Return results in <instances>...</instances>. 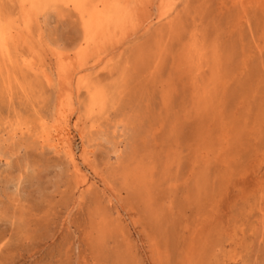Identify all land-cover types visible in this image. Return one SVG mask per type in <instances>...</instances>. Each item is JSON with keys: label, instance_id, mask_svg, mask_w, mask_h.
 <instances>
[{"label": "rangeland", "instance_id": "rangeland-1", "mask_svg": "<svg viewBox=\"0 0 264 264\" xmlns=\"http://www.w3.org/2000/svg\"><path fill=\"white\" fill-rule=\"evenodd\" d=\"M25 1L0 0V264H264V0Z\"/></svg>", "mask_w": 264, "mask_h": 264}, {"label": "bare ground", "instance_id": "bare-ground-1", "mask_svg": "<svg viewBox=\"0 0 264 264\" xmlns=\"http://www.w3.org/2000/svg\"><path fill=\"white\" fill-rule=\"evenodd\" d=\"M18 1H19V0H18ZM22 1H24V3L27 2V1H25V0H22ZM29 1H30V0H29ZM72 1H73V3L76 2V6H77V8L80 9L81 12H82V10H83V4H82V2L80 3L81 0H79V1H78V0H72ZM116 1H118V0H116ZM120 1H121V0H120ZM165 1H166V0H165ZM41 2L44 4L46 1L44 2V0H43V1H41ZM48 2H49V1H48ZM89 2H91V0H89ZM97 2H98V0H97ZM101 2H103V1H101ZM104 2H105V1H104ZM107 2H108V1H107ZM112 2H113V1H112ZM122 2H123V0H122ZM19 3H20V2H19ZM37 3H39V2H37ZM92 3H93V2H92ZM117 3H118V2H117ZM25 4H26V3H25ZM71 4H72V3H71ZM103 4H104V3H102L101 5H103ZM107 4H108V3H107ZM19 5H20V4H19ZM29 5H30V4H29ZM72 5H75V4H72ZM96 5H99V4H96ZM119 5H120V3H119ZM23 6H25V5H23ZM65 6H66V5H65ZM91 6H92V4L90 3V7H91ZM93 6H94V5H93ZM107 6H108V5H107ZM109 6H110V5H109ZM115 6H116V5H115ZM115 6H114V8H115V10H116L117 8H116ZM120 6H121V5H120ZM120 6H119V8H120ZM123 6H124V5H123ZM26 7H27V6H26ZM29 7H30V6H29ZM67 7H69V6H67ZM85 7H86V5H85ZM90 7H89V8H90ZM23 8H24V7H23ZM74 8L77 9L76 7H74ZM92 8H93V7H92ZM94 8H95V7H94ZM94 8H93V9H94ZM114 8H113V9H114ZM121 8H122V7H121ZM124 8H125V7H124ZM125 9H126V8H125ZM95 10H96V9H95ZM121 10H122V9H121ZM126 10H127V9H126ZM86 11H87V10H86ZM86 11H85V12H86ZM96 11H97V10H96ZM127 11L130 12V10H127ZM127 11H125V12H126V13H125L126 16L129 15V13H128ZM90 12L92 13V11H90ZM101 12H102V11H101ZM118 12H119V9H118ZM120 12H121V11H120ZM122 12H123L122 14H124V11H123V10H122ZM76 13H77V11H76ZM87 13H88V12H87ZM87 13H86V14H87ZM91 13H90V15H91ZM94 13H95V11L93 12V14H94ZM96 13H97V12H96ZM105 13H106V11H105ZM109 13H110V12H109ZM127 13H128V15H127ZM82 14H84V13L82 12ZM86 14H85V15H86ZM106 14H107V13H106ZM111 14H112V13H111ZM119 14H120V13H119ZM119 14H117V15H119ZM76 15H77V14H76ZM96 16H97V15H96ZM103 16H104V15H102V17H103ZM106 16H107V15H106ZM120 16H123V15H120ZM120 16H118V19H117V20H116L117 17H115V20H116L117 22H118V20L121 18ZM77 17H78V16H77ZM81 17H82V16H81ZM88 17H89V16H88ZM90 17H91V16H90ZM92 17H93V15H92ZM107 17H111V15H110V16L108 15ZM95 18H96V17H94V19H95ZM112 18H113V16H112ZM122 18L124 19L125 16L122 17ZM84 19H86V20H85V21H86L85 23H87V21H88V19H87V15H86V17H85ZM98 19H99V18H98ZM104 19H105V18H104ZM104 19L102 18V19H100V21H101V20H104ZM106 19H109V18H106ZM123 19H121L122 21L120 20L121 23L124 22V21L127 22V21H126V18H125V20H123ZM127 19H128V17H127ZM89 21L92 22V20H89ZM111 21H112V20H111ZM91 22H90V23H91ZM93 22H94V21H93ZM93 22H92V24H93ZM97 22H98V20H97ZM117 22H115V25L117 24ZM94 23H95V22H94ZM106 23H107V22H106ZM121 23H118V24L120 25ZM87 24H89V23H87ZM92 24H91V25H92ZM97 24H98V23H97ZM97 24H96V25H97ZM101 24H102V26H104L105 23L103 24V21H102ZM83 25H84V23H83ZM98 25H100V24H98ZM108 25H110V24H107V26H108ZM112 25H113V24H112ZM112 25H111V26H112ZM122 25H124V24L122 23ZM84 26H86V24H85ZM89 26H90V25H89ZM89 26H87V28H88ZM93 26H94V24H93ZM102 26H101V27H102ZM113 26H114V25H113ZM113 26H112V27H113ZM98 27H99V26H98ZM101 27H100V28H101ZM114 27L116 28V26H114ZM119 27H120V26H119ZM123 27H124V26H123ZM84 28H85V29H83V30L85 31V30H86V27H84ZM96 28H97V27H96ZM96 28H94V29H96ZM103 28H104V27H103ZM115 28H114V30H115ZM117 28H118V26H117ZM124 28H125V27H124ZM91 29H92V30H91ZM91 29H90V30L93 31V32H92L93 34H94V31L97 32V31H96L97 29H96V30H94L93 28H91ZM98 30H99V28H98ZM104 30H105V29H104ZM117 30H118V29H117ZM10 31H11V30H10ZM10 31H9V32H10ZM99 32H100V31H99ZM102 32H104V31H102ZM121 32H122V31H121ZM97 33H98V32H97ZM91 35H92V34H91ZM99 35H100V33H99ZM83 36H84V35H83ZM93 36H95V35H93ZM7 38H8V37H7L6 33L3 32V30H2L1 27H0V47H1V49L6 48V47H4V45H5V42L7 41ZM83 38H84V37H83ZM131 38H132V37H131ZM10 40H11V39H10ZM85 40H86V39H84V41H85ZM88 40H89V39H88ZM91 41H93V40L91 39ZM91 41H90V42H91ZM7 42H8V41H7ZM88 43H89V42H88ZM86 46H87V45H86ZM121 47H122V46H121ZM9 48H10V47H9ZM118 48H120V46H119ZM10 49H12V48H10ZM10 49H9V50H10ZM13 49H14V48H13ZM16 50H17V49H16ZM16 50H15V51H16ZM4 51H5V50H4ZM116 51H117V50H116ZM9 52H10V51H9ZM11 52H12V51H11ZM11 52H10V54H11ZM5 53H6V51H5ZM16 54H17V53L15 52V55H16ZM81 54H82V53H80V55H81ZM85 54H86V53H85ZM0 55L2 56L1 51H0ZM14 57H15V56H13V58H14ZM20 57H21V55H19V59H20ZM57 57H60V56L57 55ZM81 57H82V56H81ZM83 57H84V56H83ZM96 57H97V56H96ZM5 58H6V57H5ZM23 58H24V57H23ZM101 58H102V57H101ZM24 59H25V58H24ZM80 59H81V58H80ZM86 59H87V58H86ZM59 60H60V59H59ZM19 61H20V60H19ZM23 61H24V60H23ZM25 61H27V60H25ZM61 61H62V60H61ZM11 62H12V61H11ZM14 62H16V61L14 60ZM62 62H64V61H62ZM62 62L59 61V64L62 63ZM96 62H97V61H96ZM98 62H100V61H98ZM18 63H19V62H18ZM65 63H66V60H65ZM67 63H68V62H67ZM18 65H19V64H18ZM22 65H25V66L27 67V69L29 68V67H28V66H29V63L27 64V63L23 62ZM22 65H21V61H20V66H22ZM31 65H32V64H31ZM60 65H61V64H60ZM60 65H59V66H60ZM63 65H65V64L63 63ZM69 65H70V64H69ZM69 65H67V69H68V70H69V68H68ZM96 65H97V64H96ZM25 66H24V67H25ZM59 66H58V67H59ZM63 67H64V68H61V67L59 68V70H60L61 72H62L61 69H63V71H64L66 65L63 66ZM93 67H94V66H93ZM99 67H100V64H99ZM73 68H74V66H72V64H71L70 69H73ZM91 68H92V67H91ZM91 68H89V69H91ZM97 68H98V67H97ZM32 69H33V68H32ZM83 69H84V68H83ZM87 69H88V68H87ZM84 70H85V69H84ZM30 71H31V70H30ZM30 71H29V72H30ZM33 71H34V70H33ZM71 71H72V70H70V73H71ZM73 71H74V70H73ZM76 71H77V69L75 70V72H76ZM80 71H81V70H80ZM86 71H87V72H90V70H89V71L86 70ZM64 72H66V71H64ZM77 72H78V71H77ZM66 73H67V72H66ZM83 73H84V71H83ZM85 73H86V72H85ZM91 73H92V72H91ZM81 74H82V73H81ZM81 74H80V75H81ZM78 75H79V72H78ZM72 76H73V77H76V76H74V75H72ZM65 77H66V76H65ZM84 78H85V77H84ZM45 79H46V78H45ZM73 79L76 80V78H73ZM65 80L67 81V79H65ZM84 80H85V79H84ZM49 81H50V80H49ZM66 81H65V82H66ZM68 81H69V80H68ZM68 81H67V82H68ZM70 81H71V80H70ZM70 81H69V82H70ZM82 81H83V80H81V82H82ZM90 81H91V80H90ZM46 82H47V81H46ZM72 82H73V81H72ZM72 82H70V83H68V84L71 85ZM79 82H80V81H79ZM83 82H84V81H83ZM50 83H51V82H50ZM86 84H88V83H86ZM86 84H85V86H86ZM89 84H90V82H89ZM66 85H67V84H66ZM80 85H81V84H80ZM67 86H68V85H67ZM81 86H82V85H81ZM87 86H91V85H87ZM68 87H69V86H68ZM92 87H93V86H92ZM70 88H71V86H70ZM81 88H82V87H81ZM94 88H95V87H94ZM84 89H86V88L84 87ZM89 89H90V88H89ZM86 90H87V89H86ZM64 91H65V90H64ZM88 91H90V90H88ZM88 91H87V92H88ZM92 91L94 92L95 90H92ZM68 93H69V91H68ZM88 93H89V92H88ZM95 93H96V91H95ZM69 95H70V94H69ZM89 95H91V94L89 93ZM60 96H61V95H60ZM62 96H64L63 93H62ZM95 96H96V95H95ZM71 97H73V96L71 95ZM90 97H91V96H90ZM90 97H88V98H89V100L91 101ZM61 98H62V97H61ZM68 98H69V96H68ZM95 100H96V99H95V97H94V98H93V101H91V102L88 101V103H90V104L92 103V105H95V104H98V105H99V102H100V101L98 100V101L95 102ZM100 100H101V99H100ZM69 101H70V102H69ZM88 103L86 104L87 107L89 106ZM62 104H63V103H61V105H62ZM65 106L68 108V110H70L69 107L72 106V104H71V100H69V99L66 100V101H65ZM65 106L63 105V108H64ZM90 106H91V105H90ZM90 106H89V107H90ZM96 107H97V106H96ZM71 108H72V107H71ZM85 108H86V107H85ZM92 108H93V107H92ZM98 108H99V107H98ZM64 109H66V108H64ZM90 109H91V107H90ZM96 109H97V108H96ZM66 110H67V109H66ZM68 110H67V111H68ZM61 111H62V110H61ZM94 111H95V110H94ZM87 112L89 113V110H88ZM64 113H65V112H64ZM62 116H63V117L65 116V118H64L65 122H64V123L66 124V126L63 127V129H60L58 132H56V133H57V135H56V137H57V142H59V144H62V145L64 146V148H65L67 154L71 157V159H72V160H75L74 157L76 156V154H75V156H74V151H75V150L73 151V147H72V144H71V139H70V137H71V136H70L71 133H70L69 121H68V118H67L66 115H63V114H62ZM69 120H70V119H69ZM85 124H86V123H85ZM58 128H59V126H58ZM61 128H62V127H61ZM52 137H55V136H52ZM60 146H61V145H60ZM61 147H62V146H61ZM76 159H77V158H76ZM72 160H71V161H72ZM69 161H70V159H69ZM71 161H70V162H71ZM77 163H78V162H77ZM77 163H76V164H77ZM77 166H78V165H77ZM72 167H73V166H72ZM78 167H79V166H78ZM73 170H74V169H73ZM77 170H78V169H77ZM76 172H77V171H76ZM78 172L80 173L79 170H78ZM79 173H78V174H79ZM76 176H77V175H76ZM79 176L82 177L83 175H79ZM78 178H79V177H78ZM80 179H81V178H80ZM79 181H80V180H79ZM80 182H81V181H80ZM88 182H89V181H88ZM82 184H84V183H82ZM84 186H85V184H84ZM87 188H88V187H87ZM87 188H86V189H87Z\"/></svg>", "mask_w": 264, "mask_h": 264}]
</instances>
